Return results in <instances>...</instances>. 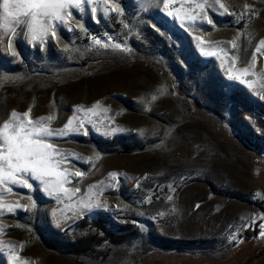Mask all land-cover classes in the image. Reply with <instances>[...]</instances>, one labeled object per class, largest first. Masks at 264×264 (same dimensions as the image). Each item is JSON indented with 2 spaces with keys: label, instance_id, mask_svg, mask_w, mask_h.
Masks as SVG:
<instances>
[{
  "label": "rangeland",
  "instance_id": "374dc122",
  "mask_svg": "<svg viewBox=\"0 0 264 264\" xmlns=\"http://www.w3.org/2000/svg\"><path fill=\"white\" fill-rule=\"evenodd\" d=\"M202 2L109 0L121 11L105 14L96 0L46 43L18 30L17 57L0 12V126L28 109L53 129L84 122L52 138L61 168L84 173L62 203L35 185L3 194L36 207L0 211V264H19L13 246L24 264H264V0H221L233 15Z\"/></svg>",
  "mask_w": 264,
  "mask_h": 264
},
{
  "label": "snow or ice",
  "instance_id": "6c2138e0",
  "mask_svg": "<svg viewBox=\"0 0 264 264\" xmlns=\"http://www.w3.org/2000/svg\"><path fill=\"white\" fill-rule=\"evenodd\" d=\"M95 3L96 0H0V12H2L3 17L2 35L8 37L7 51L13 57L18 56L13 47V36L16 35L18 30L22 31L28 37L29 43L33 44L37 41L46 43L49 36L55 38L60 28L73 31L74 28L70 21L74 18V10L82 14L85 11V5H94ZM103 4V12L105 14L121 11L118 4H113L109 8V0H103ZM216 5L219 6L217 11L222 10L219 11V14L233 15L221 0H213L212 3H209V0H203L202 3H197L195 8L203 13L206 8H215ZM169 6L170 0H163V8L167 10ZM244 7L247 9L248 5ZM96 11L97 8L95 6L90 8L92 15H95ZM167 14L172 16L173 12L168 11ZM196 19L197 16L195 15L188 16V20L192 22H195ZM204 19L207 20L208 24H213L212 19L206 15ZM239 19H243V13L238 17ZM78 26L81 30L84 29L83 24ZM195 39L200 41V44L205 43L202 37H196ZM238 39L239 36L229 42L233 49L237 48ZM94 43L101 45V40L95 39ZM260 43L264 46V41ZM102 46L106 47L108 45L104 44ZM114 47L120 49L121 46L115 44ZM259 50L258 48L257 51ZM200 51L205 56L217 55L216 51H209L203 47H200ZM220 52L223 53L224 50L220 49ZM235 61L236 58L233 57V66ZM254 63L255 60H253ZM229 72H231V68H229ZM247 72V68L242 70V74H247ZM152 99L155 100L156 96H153ZM52 119V116H48L34 120L31 117V109H28L23 114L13 111L11 119L0 126V186H2V191H0V211L12 213L16 209L32 210L36 207L35 201L32 200L31 196L28 197L31 201L30 205L22 206L19 202H4L3 194L13 192V187L11 186L33 190L35 185L36 190L42 188L47 196L53 197L62 203L61 194L70 192V189L65 187V184L71 182L69 177H82L84 175L80 171L72 173L66 168H61V165L68 157L56 147L52 139L53 137H64L73 132L79 133L80 129L84 127V122L81 121L79 125L74 126V117L68 120L62 129H53L50 127ZM93 126L95 127V125ZM95 130L98 132L102 131L100 128ZM117 131H123V129L112 128L110 131L105 130L104 134L110 135ZM82 134L87 135V130ZM111 176L116 179L117 174L112 173ZM74 191L78 192L79 189ZM68 198L70 199L71 197ZM99 206L101 205L98 201L95 203L89 201L80 205V207L89 210ZM52 215L56 216L57 212L54 211ZM161 215L163 214L161 213ZM56 223L59 224L60 220L58 219ZM261 228L264 229V225ZM260 235L264 236V230L261 231ZM14 248L15 246L10 249L11 255L9 259L19 262V264H24Z\"/></svg>",
  "mask_w": 264,
  "mask_h": 264
}]
</instances>
